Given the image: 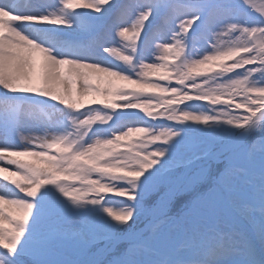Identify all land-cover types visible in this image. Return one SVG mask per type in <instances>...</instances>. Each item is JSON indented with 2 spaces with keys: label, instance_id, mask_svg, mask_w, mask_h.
<instances>
[{
  "label": "snow or ice",
  "instance_id": "obj_1",
  "mask_svg": "<svg viewBox=\"0 0 264 264\" xmlns=\"http://www.w3.org/2000/svg\"><path fill=\"white\" fill-rule=\"evenodd\" d=\"M0 264H264V0H0Z\"/></svg>",
  "mask_w": 264,
  "mask_h": 264
}]
</instances>
